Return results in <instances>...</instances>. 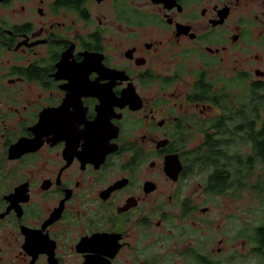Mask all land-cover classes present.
Listing matches in <instances>:
<instances>
[{"label":"flooded vegetation","instance_id":"af4514ba","mask_svg":"<svg viewBox=\"0 0 264 264\" xmlns=\"http://www.w3.org/2000/svg\"><path fill=\"white\" fill-rule=\"evenodd\" d=\"M3 57L0 264H253L188 160L264 86V0H0Z\"/></svg>","mask_w":264,"mask_h":264},{"label":"trees","instance_id":"16d2710c","mask_svg":"<svg viewBox=\"0 0 264 264\" xmlns=\"http://www.w3.org/2000/svg\"><path fill=\"white\" fill-rule=\"evenodd\" d=\"M264 86L254 87L250 101L239 102L237 107L224 106L220 127L222 132L204 134L206 144L190 151V172H207V193L239 198L242 190L253 191L264 202ZM250 148L246 154L234 149V143ZM185 154V158H186ZM256 175L251 184L253 175ZM249 239L253 251L264 257V223L256 227Z\"/></svg>","mask_w":264,"mask_h":264},{"label":"rangeland","instance_id":"374dc122","mask_svg":"<svg viewBox=\"0 0 264 264\" xmlns=\"http://www.w3.org/2000/svg\"><path fill=\"white\" fill-rule=\"evenodd\" d=\"M8 57L1 58L0 75H5L6 60ZM237 101L246 102V96L244 93L237 94ZM264 102V97H263ZM17 106L21 111L22 103L19 101ZM9 109L2 101H0V116H4L9 112ZM262 119L264 120V113L261 114ZM9 124L6 130H1L0 132V159H2V148L3 141H5V136L7 134L10 137V140L15 139L14 132L19 124L22 121L17 115H12L10 117L4 118ZM14 125H17L14 128ZM17 137V136H16ZM234 149H239L242 154H246L250 151V148L239 144L236 141L234 144ZM2 160V166L0 165V173H5L8 162ZM1 161V160H0ZM5 162V163H3ZM194 179L191 182V188H197L198 184H204L207 177V172H196L194 173ZM257 174L252 176L251 184L254 182ZM5 177L0 176V191H3L6 188L4 182ZM241 195L239 198L230 197L228 195L211 197V204H207V222L208 224H213V230L216 229V226H219V229L222 230V234L226 238L225 251L230 253L245 254L241 258L246 259L249 255L253 260V264H264V257L256 254L253 251L254 244L249 239L252 235L253 230L264 223V202L261 198L255 196L253 191L242 190L239 192ZM211 207V208H210ZM243 264H250L248 261H244Z\"/></svg>","mask_w":264,"mask_h":264},{"label":"water","instance_id":"95a60500","mask_svg":"<svg viewBox=\"0 0 264 264\" xmlns=\"http://www.w3.org/2000/svg\"><path fill=\"white\" fill-rule=\"evenodd\" d=\"M32 133H33L32 139H27L22 137L9 146L7 151V158L9 160L18 159L22 155L36 151L40 147L41 132L33 131ZM168 160L169 161H167V164H165V172L167 176H169L172 180L175 181L177 180L178 173L181 169L178 156L177 155L170 156L168 157ZM173 162H176L177 165L175 169H173V164H174Z\"/></svg>","mask_w":264,"mask_h":264}]
</instances>
